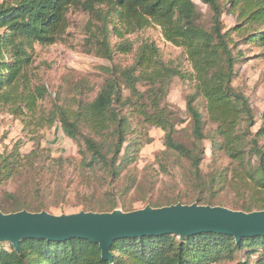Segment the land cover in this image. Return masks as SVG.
<instances>
[{
	"label": "trees",
	"instance_id": "16d2710c",
	"mask_svg": "<svg viewBox=\"0 0 264 264\" xmlns=\"http://www.w3.org/2000/svg\"><path fill=\"white\" fill-rule=\"evenodd\" d=\"M203 1L214 13L210 29L195 21L194 0L0 1V108L21 117L32 134L60 122L67 135L82 137L85 141L91 156L89 160L84 154L83 164L89 170L94 171L97 165L106 163L111 177L117 178L123 165L130 161L128 153L117 159L126 141L118 111L126 105L122 101L121 75L132 92L128 101L134 111L148 125L164 130L167 149L182 154L190 162V172L200 189L193 202L214 205L209 202L207 193L215 189V184L203 179L201 170L207 122L195 102L202 97L209 121L217 125V135L212 137L214 153L219 150L230 161V165L212 179L213 183L223 184L219 188L234 189L239 200H243L239 210L264 209V120L259 130L252 129L256 117L248 95L234 85L238 56L231 47L234 43L231 34L236 31L246 43L262 47L264 58V0ZM73 10L97 16L100 24L90 23L97 28L93 33L95 44L102 47L109 58H114L116 53H130L135 42L129 36L150 27H159L168 42L184 50L195 88V93L187 98L192 147L178 141L176 126L182 120L175 118L168 105L161 104L172 79L184 78L186 73L180 66L165 62L159 46L151 39L138 45L132 66L122 70L114 67L112 77L106 80L92 102L80 104L77 110L58 104L49 111L40 108L49 87L37 74L34 44L48 46L62 40L70 27L69 14ZM225 12L237 15L238 19L237 25L228 31H224L222 20ZM113 36L118 39L115 44ZM139 81L149 83L150 88L145 93L139 90ZM146 98L148 102H141ZM116 120L120 139L116 154L109 161L101 144L84 134L81 127L88 129L89 135L102 138L111 132ZM36 154H24L19 144L0 151V184L28 168L36 169ZM35 192L40 193V188H35ZM182 198L170 200L166 205L179 203ZM148 200L154 207L165 205ZM44 204L40 202L34 211L44 210ZM29 205L24 200H15L12 212L30 210ZM114 209L112 206L109 211ZM243 251L254 256L253 264H264V236L243 237L237 241L232 235L204 232L183 240L173 234L122 238L115 240L111 247L112 262L102 258L99 244L82 238L25 239L19 252L11 242L1 241L0 264H220Z\"/></svg>",
	"mask_w": 264,
	"mask_h": 264
},
{
	"label": "rangeland",
	"instance_id": "374dc122",
	"mask_svg": "<svg viewBox=\"0 0 264 264\" xmlns=\"http://www.w3.org/2000/svg\"><path fill=\"white\" fill-rule=\"evenodd\" d=\"M4 1V0H0ZM197 5L195 21L210 29L213 26V10L203 0H194ZM97 16L83 10H73L69 14L70 27L59 42L42 46L34 44L35 67L37 74L49 87L46 97L40 102V108L49 111L58 104L77 110L82 103L92 102L99 94L106 80L112 77L114 67L119 70L130 67L135 62L138 45L145 39L154 40L161 50L165 62L180 66L186 73L185 77L176 76L172 79L162 105H168L175 118L182 120L177 124L176 138L189 147L193 146L191 119L187 111V98L195 93L194 82L191 79L192 68L188 63L184 50L168 42L159 27H150L134 33L129 38L135 42L134 49L128 54L116 53L114 58L107 57L102 47L96 46L94 32L100 23ZM224 31L237 25V15H223ZM112 29V26H110ZM231 37L234 43L231 47L238 56L234 85L243 90L250 98L256 124L252 128L259 130L264 120V58L262 47L246 43L236 31ZM113 36V44L117 42ZM236 47V48H235ZM120 76L122 101L125 106L118 109L123 120L122 129L126 141L122 152L117 156L122 158L129 154V162L117 178L111 177L110 169L102 163L94 171L83 164L84 154L90 152L82 137H72L65 133L58 121L53 126L46 127L32 134L26 129V123L21 117H15L0 108V151L12 149L20 145L24 154L37 153L34 159L35 168H28L11 180L0 184V209L5 213L13 210L15 200H24L34 211L44 204V210L60 215L85 211H109L112 206L125 211L140 209L151 204L148 199L158 205L171 203L182 196L181 202H193L199 194V183L190 172L191 164L182 154L168 150L165 145L166 132L161 128L150 126L137 114L128 98L131 90L126 87L125 77ZM141 92H146L148 82H138ZM141 102H148V99ZM197 107L204 113L206 119V139L202 145L205 154L201 163L203 179L215 184V189L209 191L207 198L214 205H222L232 209L242 208L243 200H239L230 186L219 188L223 184L213 183L212 179L220 170L228 167L230 161L219 150L214 153L212 137L217 135V125L209 121L205 101L202 97L196 100ZM119 107V104H115ZM117 120L105 137L89 135L84 126L81 130L101 144L107 160L111 161L116 154L120 139ZM124 162V161H122ZM86 169V170H84ZM40 188V193L35 188ZM218 190V192H217ZM9 194H16L10 196ZM195 200V199H194ZM204 204L205 201H196ZM6 244V243H5ZM7 246V244H6ZM254 256L246 251L237 253L234 258L220 264H253Z\"/></svg>",
	"mask_w": 264,
	"mask_h": 264
},
{
	"label": "water",
	"instance_id": "95a60500",
	"mask_svg": "<svg viewBox=\"0 0 264 264\" xmlns=\"http://www.w3.org/2000/svg\"><path fill=\"white\" fill-rule=\"evenodd\" d=\"M204 232L232 235L237 241L264 236V209L246 212L198 202L60 215L47 210L5 213L0 209V242H11L18 252L25 239L82 238L99 244L102 258L112 262L111 247L117 239L173 234L183 240Z\"/></svg>",
	"mask_w": 264,
	"mask_h": 264
}]
</instances>
